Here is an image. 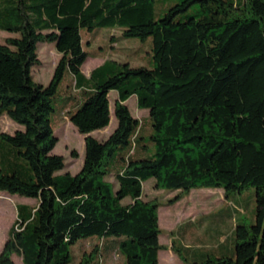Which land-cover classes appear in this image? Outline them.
<instances>
[{"label":"trees","instance_id":"16d2710c","mask_svg":"<svg viewBox=\"0 0 264 264\" xmlns=\"http://www.w3.org/2000/svg\"><path fill=\"white\" fill-rule=\"evenodd\" d=\"M154 3L0 0V30L19 33L0 44V118L23 127L0 131V193L35 201L17 205L0 264H16L13 255L23 264H70L72 246L89 237L101 242L89 244L81 264L117 242L124 264H160L161 204L142 199L151 179L177 193L172 204L193 189L214 186L229 199L253 187L255 221L235 226L232 250L182 256L186 264H264V0H180L158 19ZM115 27L152 37L154 68L105 59L86 76L83 32ZM46 42L60 59L43 85L32 68ZM67 72L72 84L60 90ZM132 96L149 112L147 137L126 105ZM58 99L85 135L75 175L58 173L65 158L53 153ZM112 109L116 128L91 136L110 124ZM149 142L154 154L134 157Z\"/></svg>","mask_w":264,"mask_h":264},{"label":"rangeland","instance_id":"374dc122","mask_svg":"<svg viewBox=\"0 0 264 264\" xmlns=\"http://www.w3.org/2000/svg\"><path fill=\"white\" fill-rule=\"evenodd\" d=\"M179 2L180 0H155V18H160ZM193 7L186 13H193ZM83 35L84 49L88 54V59L83 65V73L86 76L105 59L128 64L130 67L154 68L152 37L144 40L139 37H125L120 27L102 28L96 33L89 34L83 32ZM12 37H19V33L0 30V44H4L6 39ZM37 49L41 64L32 68L33 80L37 84L47 85L60 59V54L56 51L55 44L51 42L40 43ZM71 84L72 75L67 72L60 90ZM117 96L116 91L110 93L112 108ZM126 105L131 114L139 119L142 135L149 136L152 128L148 110L138 108L135 96L130 97ZM54 106L55 113L51 117V123L55 128L54 133L58 138V143L53 153L65 158V168L58 173L69 172L75 175L83 164L85 135L79 133L74 125L62 115L63 102L61 103V99H58ZM113 109L110 124L105 129L92 132L91 136L98 139L107 138L116 128L118 122L113 115ZM18 128L23 127L6 116L0 118V131L12 134ZM147 146L148 149L138 151L134 157L140 158L139 155L151 157L155 151L154 145L149 142ZM109 180L113 181L112 178ZM176 194V192L156 189L153 179L143 184L142 199L156 200L161 204L158 208L161 231L159 238L163 247L159 252L160 264H186L182 254L189 259V256L193 254L220 256L222 253H228L233 247L235 226L243 223L252 224L255 221V189L253 187L229 199L226 198L222 189L214 186L193 189L177 203H170ZM34 203V199L17 194L0 193V252L8 240L10 229L18 218L17 205H33ZM100 242L97 237L78 241L72 246L73 259L70 264H81L85 257L83 251L90 250L89 244ZM118 248V242L112 247L106 245L102 248V255L96 256L91 264H124V258L119 255L120 253L116 255ZM13 259L16 264H23L21 257L17 255H13Z\"/></svg>","mask_w":264,"mask_h":264},{"label":"crops","instance_id":"0c3cea01","mask_svg":"<svg viewBox=\"0 0 264 264\" xmlns=\"http://www.w3.org/2000/svg\"><path fill=\"white\" fill-rule=\"evenodd\" d=\"M87 59H88V58H87ZM86 61H87V60H86ZM103 62H104V61H103ZM103 62H102V63H103ZM102 63H101V64H102ZM101 64H99V65H101ZM99 65H97V66H99ZM97 66H96V67H97ZM94 68H95V67H94ZM94 68H93V69H94ZM82 71H83V67H82Z\"/></svg>","mask_w":264,"mask_h":264}]
</instances>
